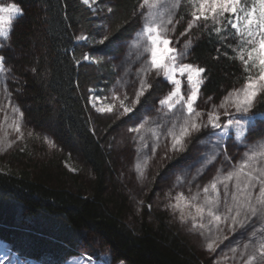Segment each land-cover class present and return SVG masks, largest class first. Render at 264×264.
Wrapping results in <instances>:
<instances>
[{"label":"trees","instance_id":"obj_1","mask_svg":"<svg viewBox=\"0 0 264 264\" xmlns=\"http://www.w3.org/2000/svg\"><path fill=\"white\" fill-rule=\"evenodd\" d=\"M106 1L113 11L102 15L81 0H12L23 11L9 36L18 58L6 57L17 78L13 96L30 129L49 136L56 150L32 144L2 161L0 240L23 261L39 264H63L84 248L96 255L98 244L109 250L110 264H214L168 212L151 209V200L140 209L119 176L115 137L122 125L91 109L89 89L98 90L108 70L83 61L90 49L78 34L94 37L107 28L110 40L95 50L104 58L131 39L140 18L141 0ZM186 12L180 10L179 24H186ZM192 35L189 62L206 69L202 96L221 100L242 86L246 74L229 59L228 44L201 30ZM165 87L152 90L147 102ZM253 111L263 124L264 101Z\"/></svg>","mask_w":264,"mask_h":264},{"label":"snow or ice","instance_id":"obj_2","mask_svg":"<svg viewBox=\"0 0 264 264\" xmlns=\"http://www.w3.org/2000/svg\"><path fill=\"white\" fill-rule=\"evenodd\" d=\"M82 3L92 8L96 0H82ZM186 3V15L190 18L180 36L199 29L209 39L227 42L232 52L225 55L238 61L246 75L242 86L233 87L218 105H213L208 111L199 110L197 100L202 97L206 69L185 62L192 40L189 39L184 44V51H181L177 39L172 37L174 25L184 20V15H180L179 20L174 19L178 15L177 10L183 8L182 0H141L137 15L143 21L140 36L145 43L141 59L145 66L133 81L132 95L127 90H113L102 106H96L100 97L95 95L89 97V102L97 113H111L116 119L128 117L133 120L134 115L139 113L137 106L147 104L152 90L159 87L160 81L155 79L157 76H162L171 85L159 99V108L156 109L174 118L171 127L165 128L156 121H152L155 126H151V118L145 117L142 122L127 129L138 138V152L148 149L152 154L136 164V170L142 177L149 160L160 147L162 137L166 149L162 160L187 152L192 141L200 135L215 137L214 149H221L231 139L245 144L248 132L255 123L253 109L264 101V0H186ZM107 11L111 13L113 9L108 7ZM22 14V8L16 3H0V37L9 38L16 17ZM77 39L88 41L94 38L81 35ZM109 40L110 35L105 30L102 38L95 43L104 45ZM136 43L139 46L140 41ZM83 61H90V56L83 55ZM5 62L6 57L0 54V72L6 71ZM76 63L80 64V61ZM182 79L186 81L183 91ZM11 111L14 119L10 126L20 134L17 139H22L24 113L15 105ZM145 132L150 135L151 144L147 142ZM45 140L55 147L51 140ZM14 142L7 140L6 133L0 135V144L11 147ZM199 143L204 144L205 141L201 139ZM221 154L230 161L226 152L214 150L205 163L212 164ZM176 201L172 207L180 209L181 221L190 217L193 229L199 228L201 235L205 229L210 233L206 239L208 251H215L219 243L228 238L225 233H235L259 222L258 227L252 228L246 242L237 241V246L230 247L229 251L233 260L239 259V264H264V144L249 147L238 162L230 163L222 178L217 176L203 187V196L199 191L188 197L180 193ZM180 201H186L184 206L194 209V213L190 211L186 215ZM0 264H3L2 260ZM217 264H220L219 260Z\"/></svg>","mask_w":264,"mask_h":264},{"label":"rangeland","instance_id":"obj_3","mask_svg":"<svg viewBox=\"0 0 264 264\" xmlns=\"http://www.w3.org/2000/svg\"><path fill=\"white\" fill-rule=\"evenodd\" d=\"M82 1V0H81ZM0 3H13L12 0H0ZM183 9L187 10L186 0H182ZM88 7V6H87ZM110 7V3L106 0H96V4L92 8H89L92 12H98V14H105L107 8ZM181 9L177 10L178 14ZM140 11V9H139ZM21 17L17 16L16 20ZM178 15L174 18L176 20ZM190 17L187 16V19ZM142 19L139 18L137 30L130 40L121 42L116 45L112 54L107 57H102V51H95L101 45L96 44L95 40L102 38L105 28L101 33L95 35L94 39H89L88 41H79V44H85L89 49L90 61H85L87 64L97 66L100 69L107 68V72H103V84L98 90H93L91 96L95 95L100 97L96 100V106L100 107L107 102L106 97H110L113 90L124 91L127 90L128 94L132 95L133 81L137 79V73L140 69L145 66L144 61L141 59L143 53V46L145 40L140 36L142 30ZM173 27V26H169ZM175 31L172 33V37H175L178 41V46L181 51H184V44L193 37V33L199 29H193L190 33H186L185 36H180V29H186V24L176 23L174 25ZM84 35L86 33L80 32L77 37ZM140 41L139 46H137V41ZM222 42H224L222 40ZM227 43V42H226ZM0 44L3 45L0 48V54H3L7 58L16 59L18 58V53L10 46L9 38L5 39L0 37ZM228 44V43H227ZM191 52V46L189 48ZM190 54L187 56L185 62H189ZM113 65L115 67H113ZM6 71L0 72V135L7 134L8 141H15L11 147H7V144H0V166L3 164L6 158L11 154L20 151H26L30 148L32 144L43 145L46 147L47 152L50 154L55 152L56 145L53 143L52 139L47 135H37L34 133L23 117V123L21 126V132L23 133L22 139H17L20 134L15 133L12 127V121L14 119V114L11 111L13 105L18 106L14 99L15 86L17 84V78L14 76L11 65L5 62ZM156 80L160 81L159 87L166 86L162 91H155L154 98L152 101L147 102V104L140 106L138 115H134L133 120H129L128 117H121L116 119L114 114L111 113H98L103 117L110 118L116 122L121 123L122 128L115 137V146L118 153V159L120 164L119 176L126 182L136 198L139 199L140 209L142 210L146 200H151V209H156L160 211L168 212L176 222L177 229L179 233L186 238L195 247L207 251L212 258L214 264L220 261V264H239V259L233 260L232 253L229 251L230 247H236L237 241L246 242L249 238V234L252 228L258 227L259 222L255 225H250L247 229H241L235 233H225L228 238L224 239L219 246L216 247L215 251H208L206 248V239L210 235L207 229L203 230L204 234L201 235V230L199 228L193 229L192 220L188 217L185 221H181L180 209H174L172 205L176 204V197L183 193L185 197L189 195H194L197 191L203 196V187L207 186L213 179L217 176L222 178L223 174L226 173L230 168V163L238 162L245 151L249 147L258 146L264 144V123L257 124L256 121L248 132L246 143L241 144L236 142L234 139L228 140L226 144L221 146V149H214L213 144L215 137L209 138L206 135H200L198 139L193 140L189 145L187 152L176 156L173 159H161L164 155V139L161 138L160 147L158 148L155 156L149 160V164L145 169V175L142 177L136 170V164L142 162L145 156L151 157L152 154L148 149H144L138 152V138L136 134L127 131L129 127H134L145 117H150V125L155 126L152 121H156L163 124L165 128L171 127V121L174 119L172 116H165L162 112L156 111L159 108V99L167 93L171 85L165 82L162 76H157ZM186 81L182 79V91L184 89ZM154 94V93H153ZM221 100L212 98L211 100L205 99L203 96L198 98L197 104L199 105V110L208 111L211 110L213 105H218ZM91 109L95 111L90 103ZM21 110V109H20ZM97 113V112H96ZM133 115V114H129ZM31 132L32 135L29 136L28 133ZM149 144L152 143L150 135L144 133ZM254 134H258L260 139L253 137ZM51 140L55 147H51L45 140ZM204 140V144H200L199 140ZM226 152L227 156L230 157V161L225 160L223 154L212 163H205L206 158L212 154L213 151ZM178 161L176 165H173L174 161ZM222 188V186H221ZM186 201H180L181 208H183L185 214L188 212H193L194 209H189L185 207ZM97 254L94 255V251L90 248H84L82 250L83 259L87 260L85 254H92V256L98 257L100 264H110V252L108 249L103 248L101 245H95ZM84 253V254H83ZM0 260L3 264H39L31 263L28 261H23L18 256L11 252L9 245L0 240ZM93 261H96L91 257ZM82 259L72 260L67 264H83Z\"/></svg>","mask_w":264,"mask_h":264},{"label":"crops","instance_id":"obj_4","mask_svg":"<svg viewBox=\"0 0 264 264\" xmlns=\"http://www.w3.org/2000/svg\"><path fill=\"white\" fill-rule=\"evenodd\" d=\"M83 254H84V253H83ZM85 255H86V257H87L88 254H85ZM82 257H83V255L81 254V255H79V256H76V257H73V258L69 259L68 261L64 262L63 264H67V263L71 262L73 259H74V260L82 259L81 262H82L83 264H100V263H99L100 260H98L97 257H95V256L88 255V257H87L88 259H87V260H84ZM91 257H92L93 259H95L96 261L91 262V261H92V260H90Z\"/></svg>","mask_w":264,"mask_h":264}]
</instances>
